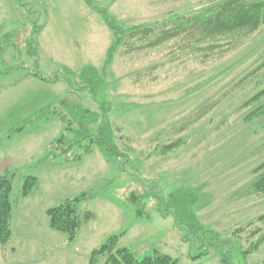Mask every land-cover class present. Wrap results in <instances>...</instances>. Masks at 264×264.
Instances as JSON below:
<instances>
[{
	"label": "rangeland",
	"instance_id": "rangeland-1",
	"mask_svg": "<svg viewBox=\"0 0 264 264\" xmlns=\"http://www.w3.org/2000/svg\"><path fill=\"white\" fill-rule=\"evenodd\" d=\"M216 1L0 0V175H14L18 246L1 248L0 264H89L112 236L138 259L160 252L178 264H225L224 257L228 264H264V241L245 254L251 232L264 231L258 221L264 194L252 187L254 170L264 163V117L245 120L264 104H246L264 89V68H258L264 27L241 43L223 40L226 52L209 59L203 52L185 54L171 41L129 53L120 48L109 60L116 37L107 20L124 28L126 38L131 28ZM89 67L104 82L94 101L81 94L83 103L112 104L109 119L120 129L123 165L107 161L97 146L64 165L49 156L64 125L39 116L68 98L66 71ZM173 143L176 149L157 154ZM28 176L37 184L24 197ZM181 189L198 196L196 216L205 232L219 236L214 246L159 212L168 211V196ZM130 191L153 194L144 218L128 200ZM82 194L78 213L94 218L70 240L49 227L46 211Z\"/></svg>",
	"mask_w": 264,
	"mask_h": 264
},
{
	"label": "trees",
	"instance_id": "trees-1",
	"mask_svg": "<svg viewBox=\"0 0 264 264\" xmlns=\"http://www.w3.org/2000/svg\"><path fill=\"white\" fill-rule=\"evenodd\" d=\"M107 21L116 37L109 51V60L119 52L120 48H125L124 50L129 53L143 48H157L171 41L176 42L180 51L185 54L198 55L203 52L204 58L209 59L219 50L221 54L226 52L222 49L223 40H230V44L241 43L264 27V0H217L190 14H172L153 26L131 28L126 38L122 36L126 33L124 28L119 27L114 20ZM258 68L263 69L264 62ZM62 78L70 87L68 98L58 107L43 110L39 116L44 120L57 119L64 125L63 133L52 143L54 149L49 156L56 158L61 164L71 163L84 159L97 146L107 161L122 164L120 160L126 157V154L117 147V141L121 139L120 129L115 128L109 119L112 104L95 103L90 107L84 105L81 97V94L85 93L94 101L103 85V77L96 69L89 67L80 74L66 71ZM57 80L58 78L47 81L54 83ZM262 100H264V89L247 101V107ZM263 117L264 104H261L246 116L245 120L246 122L255 121ZM178 145L179 143L166 145L168 147L164 145L157 154L163 157L176 149ZM125 163L126 161L123 162ZM254 174L256 178L252 187L256 192L264 194V163L254 170ZM13 181L14 175H0V249L8 246L11 237ZM36 184L35 177H25L22 195L28 196ZM150 191L145 194H140L139 191L128 193V200L135 206L140 218L145 217L147 205L152 200L153 194ZM156 198L159 199L160 195ZM85 199L86 195L82 194L57 207L50 208L47 212L50 228L66 234L70 240H73L81 226L94 218L91 212H86L83 216L78 213L79 205ZM145 199H148L147 202ZM197 201L198 196L194 192L181 189L168 196V211H162L159 203L158 208L161 214L174 215L179 224L184 225L197 236L200 235L203 238L200 239L201 241L207 240L210 246H214L215 242L219 241V236L204 231V227L196 216ZM258 221L264 224V215L260 216ZM244 231L245 228H240L236 234L239 236ZM250 236L252 243L245 251L247 255L264 241V231L256 228ZM222 261L225 264L229 263L228 257H224ZM100 262L104 264H178L177 259L160 252L138 259L131 250L119 246L118 236L110 237L92 252L89 264Z\"/></svg>",
	"mask_w": 264,
	"mask_h": 264
},
{
	"label": "crops",
	"instance_id": "crops-1",
	"mask_svg": "<svg viewBox=\"0 0 264 264\" xmlns=\"http://www.w3.org/2000/svg\"><path fill=\"white\" fill-rule=\"evenodd\" d=\"M59 106V105H58ZM57 106V107H58ZM48 158H49V156H48ZM105 158V157H104ZM46 160H47V158H46ZM57 165V164H56ZM64 165V164H63ZM49 210V209H48ZM48 210L46 211V212H48ZM47 216H48V214H47ZM15 219H16V212L14 213V211H13V205H12V220H11V237H10V240H9V243H8V246H7V249L9 250V249H11V247H10V244H11V246H12V251L14 250V251H16V247H18L17 246V243L16 244H13V240H14V237H15V229H14V224H15ZM25 222H26V224L28 225V226H30V227H32V228H34V224L33 225H30L31 223H29L28 221H26V220H24ZM49 224V223H48ZM50 227V226H49ZM26 240L27 241H29V240H31V239H27L26 238Z\"/></svg>",
	"mask_w": 264,
	"mask_h": 264
}]
</instances>
